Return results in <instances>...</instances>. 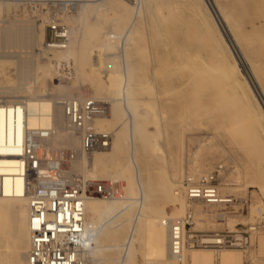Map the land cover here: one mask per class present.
I'll use <instances>...</instances> for the list:
<instances>
[{
  "label": "bare ground",
  "instance_id": "bare-ground-1",
  "mask_svg": "<svg viewBox=\"0 0 264 264\" xmlns=\"http://www.w3.org/2000/svg\"><path fill=\"white\" fill-rule=\"evenodd\" d=\"M83 1H88L89 3L81 4L80 2ZM153 1L149 0V2ZM158 1L161 3L159 11L167 3L171 10L162 18L158 14L159 11L154 14L155 23L159 28L154 38V44L156 46L161 45V38L164 39L167 35L180 37L186 41L181 50H175L173 49L174 40H170V44L171 42L172 44L167 47L169 54L167 53L166 58L161 57L159 59L162 65L160 66L166 65L167 68V63L171 62V68H173V65L176 64L174 69L178 66V72L180 70L183 73V78H186L189 82L192 81L194 87L203 86L207 89L210 85L209 82L214 81L215 83L212 82L215 85L214 90H212L210 96L218 97L219 92L228 90V98L237 109H242L244 112L252 111L253 115L259 114L261 116L259 120L263 118V121L258 123L263 138L264 109L256 97L250 81L240 71L239 60L233 54L234 52L232 53V48L221 30L219 21H221L234 43L240 59L244 63L252 64V67L251 65L249 67V74L257 83L261 98L264 100V82L258 78L260 74L257 73L254 65L256 63L262 66L260 65L262 60L254 57L255 53H252V50L264 47V0H236V2H231L230 0H174V8L171 6V0ZM211 4H213V8ZM20 5L26 8H24L26 11L21 16L24 18H12L14 14L12 16L9 13L11 12L10 10L15 7L19 11L17 6L20 7ZM74 6H76L77 11L72 16L68 10L73 9ZM47 7L56 10L52 13L51 9L50 12L52 14L43 12L44 8L48 9ZM59 7L64 8L59 11ZM88 9H92L96 14L95 22L87 20ZM132 9L130 4H127L124 0H0V264H29L28 256L32 248V203L28 193V167L27 164H23L22 159L28 143L36 148L38 156L42 160V166L32 181L35 185L52 180L62 185H67L66 182H69L72 186L68 191L70 195L81 193L83 195V192L88 187L84 181L101 178L100 174L103 175V173L113 170L111 180L118 182L119 186L114 192L112 199H103L96 195L92 197L83 196L85 198V228L81 241L84 250L83 258L86 264H137L138 260L135 259L136 257L134 258L136 249L134 248V243L138 241L137 239L143 237L146 238V245L149 249H152V247L160 249L168 256L167 260L157 264H176L170 257L169 230L164 225L163 218L160 217V214L164 211L160 201H172L177 206L179 213H183L188 204L186 213L192 210L195 217L198 210L192 209V205L195 203L190 204L185 202V198L183 199L184 190L182 191L183 186H181L182 178H184L183 172L179 176V179L182 180H177L173 175L167 178H159L162 176L160 175L151 182L147 179L149 176L146 177L147 174L145 175L144 173L145 168H149L151 164H156L157 156L154 159L153 153L164 152V148L162 141H159L154 146L150 144L149 138H146L147 134L141 135L146 138L145 140L140 137V133L145 129V127L142 128L143 124L145 122L148 124V121H141L142 124L138 121L140 119L146 120L151 115L155 116L154 118L151 117L153 120L157 118L156 115L162 119L164 111L158 107L159 105L155 106L151 99L146 102L143 101L142 104L148 108L138 116V119L134 117V124L127 131L130 141L127 148L125 147V139L121 135L122 131H118V133H114L110 148L93 151L89 153L92 156L88 157L79 151H84L82 131L75 128L66 116L62 104L64 99L61 101L63 107H59L53 104L51 100L37 98L36 95L38 96L40 92H46V88L37 90L36 94H32L26 100L15 98L14 96L7 100L4 97L5 95L20 93L22 89L19 86H11L10 83L28 80L30 77L39 80L41 78L40 74L45 76L53 72L62 71L64 68L68 70V67L72 64H75L77 75L88 78L93 90L91 96L95 98H100L102 95H108L109 93L118 97L122 96L123 92L127 95L126 92H128L131 85L141 78H146L150 83H148L149 86L154 84V87H157L156 85L163 83L161 72L151 65V53H147V57H144L146 59L144 60L148 62L147 74L144 73V75L146 74L145 77L142 76L143 74L138 69H132L129 63H126L125 74L120 72L118 64H115L117 68L114 70H108V72L101 70V67L108 64L109 60L115 61V59L120 57L119 51L121 49H123L124 56L127 58L135 54L134 49H136L137 54L140 52L141 42L149 43L148 37L143 38L139 28L132 26L129 31H123L125 22L121 19V16L124 13H131ZM120 10H123V13L116 17L121 12ZM72 13L74 14V12ZM64 15H69L74 19L72 26L63 22ZM52 18L58 23L67 26V35L65 41L61 44L62 46L57 45L61 42L55 41V37H51L49 43L46 40L48 38L47 29L49 28L47 25ZM166 20H168V24L167 22L165 23ZM102 22H108L112 24V27L105 32ZM84 30L87 31L85 37L77 42V47L74 46V39L80 33H83ZM258 32L262 37L261 39L253 37ZM41 42L43 43L42 47H46V51L52 50L54 53V56L49 58L45 65L39 62V56L35 55L34 52L29 58H22L19 64L16 60V62L11 60L16 58L13 52L4 53L2 51V49H9L10 47H35L40 45ZM94 47L104 51L103 61L100 55L97 58H91L90 55ZM191 48H195V51H191ZM111 49L115 50L114 55L108 52ZM141 52L145 53V51ZM139 54L141 56V53ZM201 59L204 63H201ZM9 65L17 67L16 73L8 72ZM88 67L98 77L105 73L107 81L113 83L114 88L111 86L107 88L103 83L99 82L91 71L87 72ZM107 67L109 68V66ZM260 69L262 70L261 67ZM238 73L241 75V79L238 78ZM81 77L78 76V78ZM180 77L177 78L181 79ZM86 79L85 81H87ZM184 80L182 79V81ZM188 81L184 82L185 86H182V88L187 87ZM7 83L10 85H5ZM81 84L83 85V83ZM136 87L140 89L138 86ZM140 87L143 90L146 86L143 87L142 85ZM187 89L183 90L182 99H177L183 100L181 103L183 108L188 107L189 104L185 94ZM32 90L33 86L30 87L29 93ZM155 90H158V88ZM89 91L87 90V92ZM97 118L95 117L93 120H96L95 127L98 126L100 130H103L101 128L108 126L107 122H105L106 120ZM157 123H160V121H157ZM51 130H64L67 133L65 140L73 147H77L78 151L71 152L72 149L66 148L65 152L63 150L64 154H61V149L58 150L59 152L52 148L50 149L44 143L43 137L47 136ZM54 134L52 133L51 136ZM254 151L259 155L258 146L254 147ZM70 152L69 160L66 159L67 162L65 161L62 166L60 163L59 170H53L56 164L53 163L52 158L56 157L63 161L61 157L67 158ZM197 157L198 154L193 155V165L198 163ZM261 157L264 158V153ZM161 159H164L163 156L159 160ZM201 168L202 166H196L193 170L191 169L188 179L198 181V178L201 177L200 173H202ZM134 169L136 170V175L138 172V181L142 189L141 198L136 199L134 197L135 200H132L133 196L131 195L135 192V183L132 179ZM220 169H224V165L220 166ZM150 173L152 174V172ZM119 181L122 182L119 183ZM220 194L223 197H227L221 192ZM140 202L142 204L138 213L135 214L132 207L137 203L140 204ZM255 203L254 206H251L247 217L251 216V218H254L257 216L262 219L264 217V207L259 206V204L255 206ZM204 206L206 208L216 207V205ZM199 208V206L196 207V209ZM214 215L213 211L207 212L209 217ZM177 216L180 217V215ZM171 217L174 216L171 215L164 218L168 219ZM218 217H220V221H223L224 214ZM232 222L235 221L231 220L230 224ZM256 230L259 231L253 233V241H258V250L260 251L259 253H262L264 252V234H261V231L264 228H256ZM107 234H111L112 238L109 239ZM126 235L127 248H119ZM254 254L255 252L253 251L251 254L252 259H255ZM184 258V264H246L247 262L238 249L223 250L216 253L213 250L195 248L187 250L184 253ZM144 259L146 264H154L152 259L146 256Z\"/></svg>",
  "mask_w": 264,
  "mask_h": 264
},
{
  "label": "rangeland",
  "instance_id": "rangeland-1",
  "mask_svg": "<svg viewBox=\"0 0 264 264\" xmlns=\"http://www.w3.org/2000/svg\"><path fill=\"white\" fill-rule=\"evenodd\" d=\"M124 1L127 2V4H130V6L133 9L130 11L131 13H126V14L124 13L121 16V19L125 22V25H123V31L124 32L129 31L132 26H134V28H139L141 30L142 37L143 38L148 37L149 43L141 42L139 47L140 52L138 51L139 53H141V56H139L140 54L139 53L137 54L136 49H134L135 54H132L126 58L124 56L123 49H121V51H119L120 57L118 59H115V61L109 60L108 64L103 65L101 67V70L102 71L106 70V72H108V70H114L115 68H117L116 65L118 64V69L120 70V72L125 74L126 72L125 69L127 68L126 63H129L132 69H138L140 73L143 74L142 76L145 77L147 74L146 71L148 70L147 69L148 62L145 61L146 60L145 58L149 53H151L152 55L151 65L154 68L159 69V72H161L162 74L161 76H163L162 79L163 83L162 82L159 83L158 84L159 86L155 84L157 87H154V84L149 86L150 84L149 81H147L146 78L143 79L141 78L136 83H133L131 85L128 92H126L127 95H125V93L123 92L122 96L118 97L115 95H111L109 93L108 95L107 94L102 95V97L100 98H95L91 96L93 90L91 83L88 82V78L86 79L84 77H81L80 75H77L76 69L74 67L75 64H72L71 66L68 67V70L64 68L65 70L63 69L62 71H57L55 73L53 72L45 76L43 74H40L41 78L39 80L30 77L28 80H21V82L18 81L16 83L15 81L14 83H10L11 86H15V87L19 86V88L22 89L20 93L5 95L4 97L7 100L10 99L11 96H14L15 98H21L22 100H26L28 97L32 96V94H36L37 90H40L41 88H46V92H40L38 93V96L36 95V97L39 99L51 100L53 104L59 107H63L61 101L71 95L74 96L77 95V97L81 99L82 98L94 99L97 103H100L103 107H105L106 110L105 115L100 116L98 118L106 120L105 122H107L108 126L101 129L107 132H111L112 140L114 137V133L116 134L118 133V131H122L121 135L125 139L124 142L126 148L129 146L130 143L129 135L127 131H129V127H132V125L134 124V117L138 119V116H140L142 112H145L147 110L148 107H146L142 103L143 101L146 102L149 99H151L155 106L159 105L158 107H160L161 110L164 111V116L161 119L160 116L156 115L157 118L154 119L155 121L152 119L155 117L154 115H151L146 120L140 119V121H138L140 122V124H142L141 121L142 122L148 121V124L146 122L143 124L144 126L142 128L145 127V129L140 133V137L144 136V134H147V136L146 135L145 136L146 138L147 137L149 138L148 140L150 141V144H152L153 146L159 143V141H162L164 152H158V153L154 152L153 158L157 156L160 159L161 156H163L164 159L159 160L156 157L157 160L155 161L156 164L153 163L154 165L151 164L152 166L150 165L149 168H145L144 173L145 175L147 174L146 177L149 176L147 178L149 182L156 179V177L158 178V176L160 175L162 176L159 178H167L170 175H173L174 178H176L177 180L183 179L181 184V186H183V183L188 179V175L191 169L193 170L196 166L197 167L202 166L201 168L202 173H200L201 177H199L198 179L203 180V178H207V177L209 178L210 174H214L215 175L214 182L219 186L220 192L227 197L231 196L232 198L235 199V201L233 202V204L230 205V207L227 208L222 206L206 208L201 203L196 202L195 204L192 205V209L194 208L195 210H198L197 216L195 217L196 223L194 224L193 229L205 233L223 232V231H231V230L232 231L241 230V231L249 232L250 227L254 226V224L258 225L262 223L264 220V217H262V219H260L261 217H257V216L254 218L252 217L253 219L251 218V216L247 217L251 209V206H254L255 202H256L255 206H258L259 204V206L264 207V161H263L264 158L261 157L262 154L264 153V140H263L264 137L262 138V132L258 125L259 121H263V118L259 120V117L261 118L259 114L253 115L252 111L244 112L242 109H237V107L234 106V103L231 102V100L228 98V90H224V91L222 90L221 92H219L218 97L210 96V93L212 92V90H214V86H215L213 84L215 83L214 81H212L213 83L209 82L210 85L208 86L207 89L206 87L204 88L203 86L194 87L192 81L189 82L186 78H183L182 77L183 73L180 72V70L178 72L179 69L178 66H176V69H174L176 64L175 65L172 64L173 68H171V62L168 61L170 63L169 64L167 63L168 66L167 68L166 65H163V67H161L162 65L160 64L159 59H161V57L166 58L168 53L167 47H169L172 44V42L170 44V40L172 41L174 40L173 49L175 50H181L183 48V45L186 44V41L182 40L180 37L177 38L176 36L173 35L172 36L167 35L164 39L161 38V45L156 46L154 44V38L155 35L158 33L159 28L155 23L154 14H157V11H159V7L161 6V3H159L160 1L158 0H154L153 2H149V0H139V1L124 0ZM230 1L236 2V0H230ZM80 3L85 4L89 2L83 1ZM171 6L174 8L175 6L174 0H171ZM211 6L213 8V4H211ZM17 7L19 8V11L17 8L14 7L10 10L11 12L9 13H11L12 16L14 14L12 18L23 19L24 17L21 16L26 11L25 10L26 8L23 7V5H20L21 8L19 6ZM47 8L48 9L44 8L43 12L47 13L50 12L52 9L51 12L54 13V10H56L51 7L50 8L47 7ZM61 8L64 7H59V11ZM89 10L90 9L87 10V16H86L87 20L89 22H95L96 14L92 9L90 11ZM170 10L171 7H169L167 3L162 8V10L158 12V14H160L162 18V16L168 14ZM68 11L70 15L72 14V16H74L77 11L76 6H74L73 9ZM120 11L121 12L118 13L116 17L120 16V14L123 13V10ZM72 12H74V14ZM16 14L17 16L15 17ZM63 22H65L66 25L72 26V24L74 23V19H72L71 16L69 15L68 16L64 15ZM166 22L167 24L169 23L168 20H166L165 23ZM101 24L105 27L104 29L105 32H107V29H110L112 27V24L108 22H102ZM249 25L251 24L249 23ZM47 30L49 31V28ZM48 31L47 33L49 34V36L47 34L48 38H46V40L49 43L51 37ZM86 32L87 31L84 30L83 31L84 34L80 33L79 36H77L74 39V44H73L74 46L76 47L78 46L77 42H79L80 39H83L85 37ZM259 34L260 33L258 32L253 37L256 39H261L262 37ZM42 45L43 43L41 42L40 45L35 47H30V46H25L22 48L10 47L9 49L4 48L2 49V51L4 53L13 52L16 58H12L11 60L13 61L16 60L19 64L22 58H29V56H31L34 52L35 55L39 56L38 57L39 62L42 65H45L48 59L54 56V53L52 50L46 51L45 50L46 47L45 46L42 47ZM263 48L260 47V49L257 50H252L251 48V50L252 53H255L254 57H258L262 60L260 62L261 63L260 65H262L263 67L259 66L256 63L254 65L256 66L257 73L261 75V76L259 75L258 78L262 79V81L264 82V70H263L264 49ZM141 51H145V53ZM191 51H195V48H191ZM103 52L104 51H102L100 48L94 47V49H92L90 56L91 58H95V57L97 58V56L100 55L103 61L104 60ZM108 52L111 53L112 55L115 54L114 49H111ZM142 53H144L145 56ZM202 62L204 63L203 60L201 61V63ZM250 65L252 67V64L250 63L249 64L243 63L244 71H246V69L249 70ZM107 66H109V68ZM260 67L262 68V70L260 69ZM16 69L17 67H15L14 65H9L8 72L14 74L16 73ZM89 71L91 70L88 67L87 72L89 73ZM240 71L245 76V72H243L241 66H240ZM144 73L146 74L144 75ZM92 74L99 82L103 83L104 86H106L107 88H109L110 86L114 88V84L107 81V77L105 73L100 76L101 78L95 75L93 72ZM78 76L81 78H78ZM237 76L238 78L241 79V75L239 73L237 74ZM177 77L178 78L180 77L181 79H178ZM85 79L87 81H85ZM182 79L187 80L188 81L187 84L190 85L188 86L186 84L187 87L182 88V86H185L184 82H187L185 80L182 81ZM81 83H83V85ZM89 83L91 86L89 85ZM10 84L7 83L5 85H10ZM141 84L143 85V87L146 86L145 89L143 90L141 89L142 88L140 87L142 86ZM87 85L89 86L87 87ZM31 86H33V90L29 93ZM136 86H138L141 90L137 89ZM157 88L158 90H155ZM89 89L91 90L89 91ZM185 89H187L185 91V94L187 96L186 99L188 100L187 102H189V104L188 107L183 108L181 107V103L183 102V100H177V99L178 98L182 99L181 95L183 94V90ZM87 90L89 92H87ZM156 120L158 122L160 121V123H157ZM95 122L96 120L93 123L95 124ZM96 128L99 129L98 126H96ZM245 129L247 132L245 131ZM146 130L147 132H145ZM243 130L245 131V133ZM52 133L55 134L51 136ZM66 134L67 133L64 132V130L63 131L51 130L50 132H48L47 135L48 137L47 136L43 137L44 138L43 140L44 143L50 149L52 148L56 152H59L58 150L61 149L62 150L61 154H64L66 148L70 150L72 149L71 152L78 151L77 147H73L72 145H70L68 141L65 140ZM143 138L144 140L146 139L145 137H142V139ZM255 146H258L259 155H257V153H255L254 151ZM199 149L200 151L198 152ZM79 151L83 152L88 157L92 156V154L86 153L83 150H79ZM71 152L69 153L67 158L60 156L63 159V161H60L56 157L52 158L53 163L56 164L55 169L53 170H59L60 163L62 166V164L65 163V161L67 162V160H69V156ZM194 154H198L197 157L198 163L193 165L192 160H194L193 159ZM222 165H224V169L221 170L220 166ZM150 172H152V174ZM182 172L184 178L179 179V176L181 175ZM112 174H113V170L111 172H106L105 174L103 173V175L100 174L99 176L101 178L98 177L95 180H91V181L86 180L84 182L86 183V185H90L91 183L93 185L95 183L105 182L106 186H108V188H112L113 192H115L118 189L119 185L118 182L116 181L113 182V180H111ZM132 179L135 183L134 184L135 192H133L131 196H133V198L136 197V199L137 198L140 199L142 188L141 185H139L138 172L136 175L135 169L133 171ZM121 182L122 181H119V183ZM124 182L126 183V181ZM67 183L69 185L71 184L69 182ZM78 183H82V182H78ZM182 191H183V187H182ZM182 196L184 199L185 195L182 194ZM98 197L103 199H112V197L111 198H105L101 196ZM133 198L132 200H135V198L134 199ZM141 202L140 204L137 203L135 204V206L132 207V210H134L135 214L138 213L139 208L142 204ZM171 202L160 201L161 205H163L162 207L164 208V211L160 214V217H162L164 221L167 220L164 217L171 215L174 217H176V215L182 216L186 213V210L188 209L187 206L188 204H187L185 208L186 210H184L183 213H179L177 206H175V204L173 202L172 204ZM185 202L189 203L186 198H185ZM197 206H199L200 208L196 209ZM211 211H213L215 215L211 217L207 216V212H211ZM221 214H224L223 221H220L219 220L220 217H218ZM231 220L235 222H232V224H230ZM261 232H262L261 234H264V230H262ZM251 233L249 232V234ZM107 236L109 239L112 238L111 234H107ZM126 238L127 235L124 241L122 242L121 247L119 248H127ZM144 238L145 237L141 239H137L138 241L134 243V248H136L134 252L135 253L134 258L136 257L135 259L138 260L136 262L137 264H146V260L144 259L145 256L152 259V261H154V264L162 263L168 259V256L160 249L153 247L152 249L151 248L149 249L146 245L147 240L145 238L146 240L145 241ZM253 244L254 247L252 246L251 249H249L246 252L240 250L242 256L247 261L246 264H264V252L259 253L260 251L258 250V241H255ZM145 247H147L149 250ZM206 250L215 251L214 249H206ZM253 251L255 252L254 254L255 259H252L251 256ZM215 252L218 253L220 251H215Z\"/></svg>",
  "mask_w": 264,
  "mask_h": 264
},
{
  "label": "built area",
  "instance_id": "built-area-1",
  "mask_svg": "<svg viewBox=\"0 0 264 264\" xmlns=\"http://www.w3.org/2000/svg\"><path fill=\"white\" fill-rule=\"evenodd\" d=\"M50 37H55L58 46H62L67 35V26L54 18L48 22ZM65 114L73 126L82 131L83 149L86 153L106 150L112 144V134L100 130L93 123L95 117L106 113L105 107L91 98H78L71 95L62 101ZM23 164L28 167V193L31 199V243L28 256L29 264H86L83 258L82 233L85 228V198L98 195L111 198L112 188L105 182L88 185L86 191L70 195L71 184L62 185L52 181L33 184V179L42 166L37 150L29 143L22 156ZM214 174L203 180L187 179L183 183L185 198L191 203L230 207L234 198L223 197L219 186L214 182ZM84 196V197H83ZM196 218L189 210L180 217H171L164 221L169 230V253L176 264H184V253L195 248L214 249L215 251L238 249L248 251L253 246L252 233L264 228V221L250 227V233L234 230L205 233L193 229Z\"/></svg>",
  "mask_w": 264,
  "mask_h": 264
},
{
  "label": "water",
  "instance_id": "water-1",
  "mask_svg": "<svg viewBox=\"0 0 264 264\" xmlns=\"http://www.w3.org/2000/svg\"><path fill=\"white\" fill-rule=\"evenodd\" d=\"M218 21H219V20H218ZM219 22H220V25H221V30H222V32H223V34H224L226 40H228V42H229V44H230V46H231V48H232V51L234 52V55H235L236 58L239 60L240 66H241L243 72H245V76H246L247 79L250 81V84H251V86H252V88H253V90H254L255 95H256V97L259 99V101L261 102V105H262V107H263V109H264V100H263V98H261V94H260V92H259V90H258V87H257V85H256V82H255L254 79H252V77L250 76V74H249V70H248V69H246V71H244V68H243V63H244V61L240 59V57H239V55H238V53H237V49H236L234 43H233L232 40L230 39V37H229L228 33L226 32V29L223 27L221 21H219Z\"/></svg>",
  "mask_w": 264,
  "mask_h": 264
}]
</instances>
